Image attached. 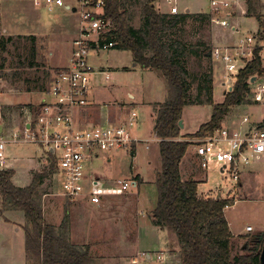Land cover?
Segmentation results:
<instances>
[{
	"label": "rangeland",
	"instance_id": "1",
	"mask_svg": "<svg viewBox=\"0 0 264 264\" xmlns=\"http://www.w3.org/2000/svg\"><path fill=\"white\" fill-rule=\"evenodd\" d=\"M228 1L233 2L234 0ZM70 2L73 3L74 1ZM173 3L181 11L188 9L191 13H210L209 0H156L155 2L159 11H161V4L164 6L163 8H170ZM77 7L78 12L75 13L66 9L59 10V12H50L46 9L47 7L41 5L40 12L47 26H59L62 18L66 20V23L71 29H74L77 28L79 20L78 14L80 6L77 5ZM135 11L132 22L138 25V6L135 8ZM241 19L237 30L232 31L228 28L230 32L228 31L221 35L219 41L224 42V45H231L233 44V40L237 41L239 38L245 36L252 37L253 33L257 32L258 24L255 18L243 17ZM186 21L187 22L178 27L182 28V31H177L178 29L173 30V34H167L168 39H180L188 44L191 43L193 48L198 51L205 47H201V45L197 46L200 42L210 45L211 48L213 46H218V44H213L211 36L218 28L223 26L215 25L212 20L210 23L202 20L194 21L192 18ZM229 22L235 24L230 19ZM230 33H232L231 36L233 38L230 36ZM18 35L22 34H12V41L11 44H8L7 50L0 51V97H2V101L8 104L12 103L14 106L27 104V101L37 102L40 98H42L43 101L44 99L49 101L50 97L46 94L47 90L38 91L33 88L29 91H25V85L22 80L29 77L33 83L37 78L44 80V78L47 77L45 85L48 88L54 78L53 70L63 64L60 65V62L64 61L61 56V48L64 47L65 43L62 41L63 39L57 42V46L55 48L53 47V57L51 60L49 58L50 48L46 42L45 35H38V37H36L37 43H35L36 60L40 65L36 67H26L29 62L28 55L30 54L31 44L29 42L30 40L26 38L19 39L21 36L18 37ZM224 36L230 37L231 42H226ZM167 37L165 36L164 38L167 39ZM261 42H264V40ZM262 44L264 45V43ZM261 54L264 57L262 52ZM188 56L186 67L189 73L188 99L190 104L184 106L182 116L183 128H181V136L179 139L183 138L185 133H196L202 126V123L209 120L213 111V106L219 104V102L224 99L226 92L230 91L229 86H232L233 82L236 80L235 77L232 80V85L229 86L222 84L225 78V72L223 63L220 60H215L212 57L208 58L206 55L202 54H200V56L192 54ZM89 58L93 60L95 67H98H96V69L94 68V71L98 69L102 71V73H97L95 75V90H93V92L92 90L90 91L94 95L95 102L97 103L98 101L104 104L103 102L106 101L114 106L118 100H122L123 102H117V104H122L128 111H137L139 114V122L134 134L139 140L134 144L136 147L133 156L126 154L123 150H119L115 155L111 156V162H107L103 156L86 162V178L89 179L93 176H100L101 186L105 185L104 189L101 188L102 190L100 193V196L103 198L102 203L96 207L91 206L86 200H70L60 195V175L56 180H52L51 177H53V175L46 177L39 187L42 193L43 215L46 220L51 223L54 222V225L58 226L63 221L65 209H67L68 216L70 217L69 234H71V241L79 245H83L85 241L90 242L88 244L92 245V257L96 264H104L105 257H116L118 254H122L123 257H126L124 259L126 261L130 262L131 260L130 264H140V262H145L149 260V258L150 260L154 258L155 261L156 254L160 253L161 260L157 261L161 262L165 258L163 253L153 251L150 252L149 257L148 252L140 251L134 255L131 251L124 249V242L126 243L133 239V219L138 215L140 219L137 232L141 245L151 251V246L153 244H158L165 248L168 246V237L161 235L157 230L151 229L148 223V216L150 217L149 210L154 206L157 199V188L153 179L154 173L155 170L160 168L161 162L158 153L157 156L151 158L150 161L148 160L152 148H147L146 142L153 141V144H156V142L154 141L155 136L151 127L152 120L148 115L147 109L143 108L140 102V100L143 102V98L164 101L167 95L165 80L154 70L153 71L157 74L146 76L142 80L141 69L138 66L135 68L133 67L134 60L131 51L128 50L115 47L112 49L103 48L98 54L93 57L89 56ZM262 65H264V58L262 59ZM209 67H211L213 73L211 82L212 104H206L204 102L210 96L209 90H205V84H208L206 78ZM105 73L110 75L109 80L105 79ZM16 74L20 75L18 78L22 80L14 82L15 79L13 77ZM261 78L264 79V76H256L255 80L250 82L251 92L248 96V100L250 101L231 107L223 120L227 117L236 120L243 115H247L250 122H255V120L264 118V98L260 102L253 100V95L256 91L255 84H258L257 82L259 80H263ZM126 90L134 92L135 98H129ZM126 102H135V104L128 105ZM199 102L202 103L198 104ZM93 106L95 107V105ZM101 110L103 115L108 118L107 109L102 106ZM153 111L156 112L154 109ZM92 112V110H87L86 113L84 112L83 118H88L89 114L92 116ZM106 118L102 123L108 122ZM222 123L223 121L220 123L221 126H223ZM202 138L203 137L194 136L188 139L194 143ZM6 148V156L8 154L10 159L12 157H17V165H20L23 169H25L23 160L26 161L28 154L33 156V154H35V149H37L38 152L36 154H39V149L37 147H30L15 142L10 143ZM186 157H189L188 160L196 164L197 178H199V180L206 178L205 172L201 170L200 161L195 154V144H190ZM247 165L250 166L251 169L250 171L241 172L240 176L243 181L242 187L236 183L234 187L230 188L232 182L226 174L222 175L216 169H208V180L200 183L197 189L201 197L206 195L216 197V192L221 190L222 197L227 198L230 202L236 201L234 204L231 203L232 205L229 207H225L226 209L224 208L226 212L225 215L230 222L231 230L238 234V238L232 240V245L236 251L238 249L243 251L248 248V244L243 243L245 238L250 240L251 237L258 233H264V155L256 161H250ZM186 166L187 163L185 162L183 164V169H185ZM41 168L42 167H40L39 171ZM136 174H138L139 177L141 176V181H138V185L130 187L127 191L118 192L115 185L116 179L123 178L129 181L130 179H134ZM28 178L29 175L24 173L19 182L27 183ZM229 189H231V193ZM205 190H208L207 194H204L206 192ZM4 211L7 210H4L2 202L0 201V264H36L32 260L26 261V255L24 256L23 253V227L26 224V220L22 218L24 217L23 213L20 212V219H16L14 217H18L19 214L8 213L7 215ZM5 217L8 221H5ZM86 225H90L91 229L92 236L89 239H86L82 232L83 227ZM247 225L253 229L252 232H248L245 229ZM150 229L152 231H150ZM122 238L123 244L120 246L121 248L118 247L117 249L115 244H118ZM177 249L179 253V247ZM134 258L136 262H133ZM177 259L168 256L165 264H174L173 260ZM124 260L121 259L119 261ZM112 264L118 263L112 262ZM150 264H152V262Z\"/></svg>",
	"mask_w": 264,
	"mask_h": 264
},
{
	"label": "trees",
	"instance_id": "2",
	"mask_svg": "<svg viewBox=\"0 0 264 264\" xmlns=\"http://www.w3.org/2000/svg\"><path fill=\"white\" fill-rule=\"evenodd\" d=\"M156 0H103L102 19L108 23L109 31L104 35L107 41L115 40V47L131 51L134 62L142 69L158 72L166 84L167 95L164 101L153 102L156 110L153 133L158 138L161 166L155 170L154 183L157 188V199L151 211L152 222L175 234L179 247L180 264H260L259 254L264 233L246 240L248 248L237 251L232 245L233 235L228 227L224 212L226 198L201 197L197 193L198 181L185 179L180 173L181 160L191 144L189 137L207 136L216 128L233 106L248 101L251 92L250 80L254 76H264L261 47L253 49V59L238 70L231 90L224 99L213 106L209 120L202 123L196 133H185L181 136L178 121L182 119L184 106L190 104L188 99V55H207L211 46L200 42L197 46H205L198 51L191 43L180 39H168L167 34L178 28L186 20L205 21L210 23L211 15L206 12L171 13L158 10ZM246 16L258 21L259 32L264 34V3L262 0H245ZM138 6V22L134 24L135 8ZM167 37L165 39L164 37ZM12 37L0 38V51H6ZM103 42V41H102ZM26 67H36V48L28 55ZM59 69H54V73ZM205 90L210 96L204 101L212 104V70L207 72ZM15 75V81L22 80ZM46 78H24L25 91L37 89L44 91ZM202 103V102H201ZM200 102L198 104H201ZM38 108V107H37ZM37 110V109H36ZM54 164L34 172L28 186L20 187L12 183L13 169L0 168V201L4 210H17L23 213L26 224L23 227L24 252L26 261L36 264H96L93 261L90 244H76L69 234L70 217L65 209L64 219L55 226L43 216L40 185L46 177L54 173ZM138 181L140 177L135 175ZM250 241V243H249Z\"/></svg>",
	"mask_w": 264,
	"mask_h": 264
},
{
	"label": "built area",
	"instance_id": "3",
	"mask_svg": "<svg viewBox=\"0 0 264 264\" xmlns=\"http://www.w3.org/2000/svg\"><path fill=\"white\" fill-rule=\"evenodd\" d=\"M68 1L76 3V10L77 5L80 6L79 29L76 38L72 40L69 63L53 74L54 78L46 92L50 100H44L34 113L27 116L25 122L17 123L14 120L9 126L10 113L0 104V167L5 157L6 144L10 142L34 144L44 152L48 164L51 161L55 164V174L61 176L60 195L70 200H79L87 193L92 203L99 204L102 189L97 186L96 178H86V162L119 150L129 152L132 156L133 144L139 140L134 134L139 115L137 111L132 110L119 123L78 125L74 110L91 103L93 69L89 56L100 49L113 48L116 42L107 41L104 37L109 29L108 23L101 18L103 0H33V3L44 5L52 11L64 7ZM209 2L210 20L215 25L235 31L236 24L227 20L231 16L230 2L227 0ZM68 6L71 7L70 4ZM170 12L178 13L177 6H172ZM258 36L257 33L252 37H241L234 45H218L209 50L213 59L223 63L226 75L224 85H232L238 70L253 59V49L261 47L258 40L262 38ZM255 89L253 100H263L264 84H256ZM244 120L246 121V118ZM191 144H195V154L201 168L206 171L216 169L220 174H226L232 182L231 187H234L240 182L243 166L264 155V120L245 131L220 126L197 142L191 141ZM116 180L118 192L127 191L133 186L132 180L123 178ZM205 191L204 194H207L208 190ZM216 195L213 198L222 197L220 192H216ZM234 203L236 201L232 202ZM246 229L252 230L250 226H246ZM136 259L134 258L133 262H136ZM155 259L161 260L160 253L156 254Z\"/></svg>",
	"mask_w": 264,
	"mask_h": 264
},
{
	"label": "crops",
	"instance_id": "4",
	"mask_svg": "<svg viewBox=\"0 0 264 264\" xmlns=\"http://www.w3.org/2000/svg\"><path fill=\"white\" fill-rule=\"evenodd\" d=\"M262 1L264 2V0H262ZM68 4H70L71 7H69ZM174 5L175 4L173 3L172 6H174ZM210 6H211V3H210ZM163 7L164 6H162V4H161L160 9H161L162 13L170 12L171 7L170 8H163ZM246 8H247V5H246L245 0H234L233 2H230L229 10L231 11V16L228 17V20L230 19L233 23L236 24V30H237L238 26L240 25V22L242 20L241 18L248 17V16H246ZM46 9L48 10V8H46ZM62 9L73 11L74 13L78 12V10H76L75 3L74 2L71 3L70 1H68L67 4L64 7H59V8L53 9L52 11H50V10H48V11H50V12H54V11L55 12H59V10H62ZM182 12H190V10L186 9L185 11H181L178 8V13H182ZM78 16H79V14H78ZM44 22L45 21L42 18V15H41V12H40V5H35L33 3V0H0V38L5 37V39H6L8 36H12V34H14V33L22 34V35H18V37L21 36V38H19V39H25L26 38L27 40H30L29 42L31 44V48L33 47V45L36 48V44H35V43H37L36 42L37 41L36 37H38V35H40V36L45 35L46 42L48 43V46L50 48L49 58L51 60H52V57H53V55H52L53 54V47L55 48L57 46V42H59L61 39H63L62 41L65 44H64V47L61 48L62 49L61 50L62 51V55L61 56L63 57L64 61L60 62V65L62 63L64 65L62 64L60 67L55 68V69H61L62 67H65L69 63V59L68 58L70 56V52H71V48H72V43H73L72 40L75 39L77 34H78L79 24H78L77 28L71 29L68 26V24L66 23V20H63L62 18H61L60 25L59 26H55V27H53L52 25L49 27ZM257 24H258V21H257ZM228 31L229 30H228L227 27L218 28L217 31H215L214 34L211 36L213 44H216V45L218 44L220 46H223L225 43L219 41L220 40L219 37H221V35H223L224 33H227ZM256 31L257 32L253 33V34H257L259 32V24H258V27H257ZM231 35H232V33H230V36ZM263 35L261 36L259 34V36H261L262 39L258 40V44L261 46V52L264 54V45L262 44L264 42H261V41L264 40ZM224 37H225V41L226 42H231L230 37H227V36H224ZM236 42H237L236 40L235 41L233 40V44H231V45H234ZM9 43L11 44V42H8V44ZM106 49H112V48H106ZM101 50L102 49H100L98 51H95L94 53H91L90 56H92V57L95 56ZM90 64H91L92 69H93V73L91 74V76H92L91 77V90L93 92V90H95L94 83H96V76L95 75L97 73H102V71H100L99 69L94 71V68L96 69L97 66L95 67V65L93 64V60H90ZM136 66H138V65L134 62L133 67L135 68ZM100 68H102V67H100ZM140 69H141V74H142V80L146 76L148 77V76H151L152 74H157L156 72H154L155 70L153 71L152 69H142V68H140ZM53 72H54V70H53ZM104 75H105V79L106 80L110 79V75H108L107 73H105ZM224 77H225L224 78V80H225L226 79V75L225 74H224ZM261 79H263V78H261ZM224 80L222 81V84L224 83ZM257 83L264 84V79L263 80H259ZM126 92H127V96L129 98H131V99L135 98V93L134 92H129L127 90H126ZM93 96H94L93 93L90 92L91 103L88 106L81 107L79 109L74 110L75 111L74 113L76 115V121H77L79 126L80 125H84V124H89V123H91V124H97L98 123V124H103V125L119 123V122L123 121L124 118L129 113V111L126 110V108L122 104L121 105L117 104V102H123L122 100H118L116 102V104H114V106H113L110 102H106V101L103 102L104 104L99 103L98 101L96 103ZM3 98H5V97H3ZM44 100H46V99H44ZM248 101H250V100H248ZM248 101H244V102H242L240 104L248 103ZM27 102H26L27 104H22L20 106L19 105L14 106L12 103L8 104V103L2 101V97H0L1 106L10 113L9 116H8V121H9L8 125L9 126H10V124L14 123L13 122L14 120L17 121V123L25 122L26 119H27V116H29L32 113H34V110H36L37 107L43 102V99L40 98V100H38L37 102H29V101H27ZM140 102L143 105V108H146L148 113H149L148 115H149V117L152 120L151 121V124H152L151 127H152L153 126V122H154V118H155V113H156L152 109V107H153L152 103L153 102H160V101H158L157 99H146V98H143V102H142V100H140ZM126 103L128 105L135 104V102H132V103L126 102ZM240 104H238V105H240ZM93 105H95V107ZM102 106L107 109L108 118H106V116L103 115L102 110H101ZM87 110L88 111H91V110L93 111L92 112V116H90V114H89L88 118H83L84 117V112L86 113ZM105 118H106V120L108 122L107 123H102V121H104ZM244 118H246V121L244 120ZM262 120H264V118L255 120V122H250L248 116L247 115H243L242 117H238L236 120H233V119H230V117H227L225 120H222L223 121L222 125L230 128L232 130L245 131V130L251 128V127H255V125H258V123L260 121H262ZM138 122H139V117H138ZM137 126H138V123H137L135 129H137ZM152 132H153V127H152ZM154 136H155V134H154ZM154 141L156 142L157 145L153 144V141H149V142L147 141L146 142L147 143L146 147L148 146V148H152V152L150 154V158H148L149 161L151 160V158L157 156V153L159 155V144H158V138L156 136L154 138ZM10 143H14V142H10ZM10 143L6 144L5 147H4L5 148V151H4L5 157H4V160H3V164L1 165L2 167H0V168L1 169H5V170L13 169V175L11 177L12 183H14V184H16L17 186H20V187L28 186L29 183H30V180L32 178L33 173L39 171L40 167H42L41 170L45 169L46 167H48L50 165V163L49 164L47 163L48 162L47 159L45 161L46 155L44 154V152L39 147H37L36 145L31 144V143H20V144H23V145H26V146H30V147H37L39 149V154H36L38 152H37V149H35V151H34L35 154H33V156L28 154V157L26 158V161L23 160V165H24V168H25V169H23V168H21L20 165H17V162H18V158L17 157H12L10 159V156L8 154L6 156V153H5L6 149H7L6 147L8 145H10ZM135 147H136V145L133 144L132 156L135 153ZM26 152H28V151H26ZM187 152H188V149H187ZM187 152H186V155H187ZM115 154H116V152L112 153V154H103L102 156L105 158V160L107 162H111V156H113ZM126 154L129 155V152L126 153ZM186 155L184 156V158L181 160V163H180V173L183 176V178L196 180V181H198V185H200V183H202L204 181H207L208 180L207 171L205 169L201 168V170H203L205 172L206 178H203V179L199 180V178H197V176H196V171H197L196 164L193 163L192 161L188 160L189 157L187 158ZM260 157H258L256 159H253V161H256ZM22 159H23V157H22ZM185 162L187 163V166L185 167V169H183V164ZM250 169H251L250 166L246 165V166H243L241 172L242 171H250ZM54 171H55V164H54ZM241 172H240V175H241ZM24 173L25 174L27 173V175H29L27 183L19 182L20 179L23 177ZM55 173H56V171L52 174L53 175V177H51L52 180H56V178H58V175L55 174ZM95 178H96V181L98 182L97 186L104 189L105 185L101 186V184H100L101 177L100 176L99 177L98 176H93L90 179H95ZM130 180L133 181V187L138 185L137 180L135 179V176H134V179H130ZM238 185L241 186V187L243 186V181H242L241 176H240V182H239ZM230 188H232V187H230ZM197 189H198V186H197ZM198 192L199 191L197 190V193ZM217 192H220V195H221V190L220 191L218 190ZM230 193H231V191H230ZM198 195H199V193H198ZM100 198H101V201H100L99 204H101L102 200H103V198L101 196H100ZM82 199L86 200L91 206L96 207L97 205H99V204L92 203L90 201V199L88 198L87 193L82 195V197L79 200H82ZM42 206H43V203H42ZM154 206H155V204H154ZM154 206H152V208L149 210V214L151 213V211L154 208ZM12 211H4V213H6L7 215H8V213H14L16 215L19 214L18 217L15 216L14 218L20 219L19 217H21V215H20L21 211H17V210H12ZM225 214H226V212H225ZM136 216L137 217H135V219H133V226H134V229H133L134 231L132 230L133 231L132 232L133 233V239H131L129 242H126V243L124 242V249H126L128 251H131L132 254H134V255L136 253L140 252V251H146L149 254H150V252L158 251V252H161V253H163L165 255V258L161 262L157 261V260L154 261V258H153V260L149 259V260H147L145 262L142 261V262H140V264L141 263L142 264H150L151 262H152V264H165L167 262L168 256H171L172 258H176V259L178 258L177 260H173V263L174 264H176V263L180 264L179 255H178V249H177L178 245H177L175 234L172 233L171 231L170 232L167 231L165 228H162L160 226H156L152 222L151 214H150V217L148 216V223L150 225V228L153 229V230H157L158 232L161 233V235H165L166 237H168V246H167V248H165V247H163L161 245H158V244H153L151 246V249H152V251H151L150 249H147V248H145L144 246L141 245V242H140V240L138 238V232H137V227H138L140 218L138 217V215H136ZM22 218H24V220H25V217H22ZM226 219L228 221L229 230H231L230 222H229L227 216H226ZM5 221H8V219L6 217H5ZM52 223L54 224V222H52ZM151 229H150V231H152ZM245 229H246V227H245ZM90 230H91L90 229V225L89 226L86 225L85 227H83L82 232H83V234H84L86 239H89L92 236ZM247 231L248 232H252L253 229L250 230V231L249 230H247ZM231 233L233 235L232 240L238 238L237 232L234 233V231L231 230ZM70 238H71V234H70ZM246 240L247 239L245 238V241L243 243H246ZM85 243H90V242L85 241ZM118 244H120V245H118ZM118 244H115L117 246V249H118V247L121 248L120 246L123 244V238L120 239ZM91 246L92 245H90V248H92ZM23 253H24V256H25L26 254L24 252V243H23ZM149 254H148V256H149ZM134 255H132V256H134ZM125 258L126 257H123L122 254L121 255L118 254V256L116 255V257H111V258L110 257L109 258L105 257V263L104 264H112V262L113 263H118V264H130L131 260L129 262V261L124 260ZM121 259L124 260V261H119ZM168 264H170V263H168Z\"/></svg>",
	"mask_w": 264,
	"mask_h": 264
},
{
	"label": "water",
	"instance_id": "5",
	"mask_svg": "<svg viewBox=\"0 0 264 264\" xmlns=\"http://www.w3.org/2000/svg\"><path fill=\"white\" fill-rule=\"evenodd\" d=\"M207 55H210V51L207 52ZM256 76L252 77L250 82H253L255 80ZM229 90H231V87L229 88ZM178 125L183 128V124H182V119H180L178 121ZM259 262L260 264H264V240L261 244V250H260V254H259Z\"/></svg>",
	"mask_w": 264,
	"mask_h": 264
}]
</instances>
